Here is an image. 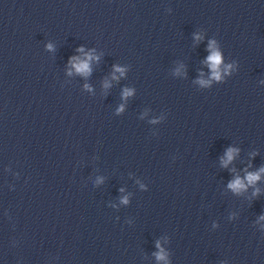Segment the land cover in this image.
I'll list each match as a JSON object with an SVG mask.
<instances>
[{
  "label": "clouds",
  "instance_id": "obj_1",
  "mask_svg": "<svg viewBox=\"0 0 264 264\" xmlns=\"http://www.w3.org/2000/svg\"><path fill=\"white\" fill-rule=\"evenodd\" d=\"M49 47H51V46L49 45ZM89 59H91V57H89ZM208 59L211 62V67L214 70V75L217 76V78H218V73L216 72V68L221 62L220 54L217 52H214L211 56H209ZM76 67H77V71H86L88 68V65L86 62H83V63H80L79 65H76ZM229 159H231V153H229ZM262 171H264V169H262ZM248 179L250 182H252V181L259 179V176L258 175H249ZM239 186H240L239 180H237L234 184L230 185V187H233V188H236ZM162 258H163L162 255H158V259H162Z\"/></svg>",
  "mask_w": 264,
  "mask_h": 264
}]
</instances>
